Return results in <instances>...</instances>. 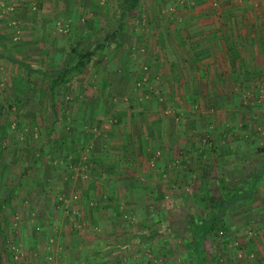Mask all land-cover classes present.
I'll return each mask as SVG.
<instances>
[{
  "label": "rangeland",
  "instance_id": "obj_1",
  "mask_svg": "<svg viewBox=\"0 0 264 264\" xmlns=\"http://www.w3.org/2000/svg\"><path fill=\"white\" fill-rule=\"evenodd\" d=\"M149 1L154 0H139L136 9L127 13L130 19L125 24L130 32H136L144 21L138 16L150 11ZM171 1V6L185 9L198 3ZM119 2L0 0V52L16 60L0 57L3 264H14L15 254L20 257L18 264H24L22 256L41 252L46 264H54L56 232L63 221L68 220L74 231L77 222L88 220L90 208L100 202H120L122 208L125 201L101 190L108 181L104 159L115 154L113 147H106L104 128L118 124L121 116L109 110L123 105L141 107L157 99L159 113L177 127L179 143L188 139L202 145L176 147L173 156L167 153L171 160L161 173L156 163L164 155L162 150L172 149L156 146L148 168L157 170L160 183L154 185L156 194L148 195L149 204L157 202L165 211L160 218H171L178 232L188 230V220H192L197 229L194 237H202L194 246L199 249L195 264H264V75L256 83L238 85L229 99L233 106H216L211 113L205 99L188 100L192 109H173L159 95L160 83L149 81L147 65L142 66V77L130 83H122L117 76L106 79L111 75L107 66L113 62L118 63L117 75L124 71L121 60L128 57L142 63L148 54L146 46L136 45L135 35L136 41L125 39L124 31L115 39H105L118 29ZM77 43L79 50L91 53L85 71L52 87L51 71L72 58L70 49ZM163 137L168 140L166 134ZM95 138L103 140L102 147ZM185 158L191 161H181ZM87 189H93L94 195L88 197ZM120 212L126 218V212ZM164 229L173 238L168 243L170 253L145 245L133 258L135 264L160 263L154 261L157 256L164 258L161 264H174L173 260L185 264L187 252L192 250L190 237L185 241L172 229L173 233ZM20 237H29L28 248ZM192 260L194 264V257Z\"/></svg>",
  "mask_w": 264,
  "mask_h": 264
},
{
  "label": "crops",
  "instance_id": "obj_2",
  "mask_svg": "<svg viewBox=\"0 0 264 264\" xmlns=\"http://www.w3.org/2000/svg\"><path fill=\"white\" fill-rule=\"evenodd\" d=\"M197 2L194 7L185 9L175 6L176 4L171 6V0L149 1L150 11L138 16V19H144L139 27L146 22L145 26L141 29L136 27V32H130L129 26L125 24V20L130 19L127 14L120 25L121 31L125 32V39L138 40L136 45L146 46L148 54L143 57L142 63L128 57L127 60H121V64L124 63L125 66L124 71L117 75L118 63L113 62L111 66H107L111 75H107L106 79L114 80L117 76L122 83H130L131 80L142 77V66L147 65L149 81L152 79L154 83H160L159 95L168 99L173 109H192L188 100L195 99H205L208 103L206 109L210 113L217 110V107L222 109L233 106L229 99L237 86L244 82L256 83L264 75V0ZM118 17L120 18V13ZM132 35H135L136 40ZM223 99L227 102L224 103ZM159 108L161 105L157 99L156 103L141 107L131 105L126 108L123 105L122 108L119 106L109 110L111 114L120 112L121 116L118 117V124L107 128L104 125L107 137L104 141L108 143V146H104L113 147L115 154H109L104 159L108 164V181L105 189L101 190L125 203L122 208L118 205L120 202L98 203L97 207L90 208L88 220L83 218L77 222L74 231L69 229L68 220L63 221L56 232L54 264H135L133 258L140 254L143 246L150 244L153 250L170 253L168 243L173 238L165 233L164 228H168L167 232L173 231L183 240L190 237L188 242L192 250L187 252V258L183 262L193 264L192 257L194 264L198 261L199 249L194 246L202 237H194L197 229L192 226V220H188V230L178 232L175 230L177 225L172 224L170 216V219L160 218L164 209L157 202L154 206L149 204L151 200L148 195L154 196L157 191L155 187L160 183L155 173L157 170L154 172L148 168L156 146L172 149L162 150L164 155L156 163L161 173L164 165L171 160L167 153H172L173 156L178 152L176 147L202 145L188 139L179 143L175 138L178 134L177 127L159 113ZM163 134L168 136V140L162 138ZM94 140L97 143L98 139ZM98 141L102 147L103 140L99 138ZM232 143L236 145L237 142ZM181 161L191 160L185 158ZM179 167H182L181 162ZM86 194L88 197L93 196V189H87ZM120 210L126 212V218ZM152 211L155 212L154 216L150 214ZM1 227L0 224V229ZM28 238H19L25 249L31 244ZM1 252L0 264H3L5 254ZM42 255V252L38 255L28 254L21 259L23 258L24 264H46ZM154 258V261H160H156V264H161L164 259L162 256ZM169 259L172 257L169 256ZM169 259L167 260L170 262ZM13 261L16 264L14 259ZM173 261L174 264H179L177 260ZM138 264L150 263L143 261Z\"/></svg>",
  "mask_w": 264,
  "mask_h": 264
},
{
  "label": "trees",
  "instance_id": "obj_3",
  "mask_svg": "<svg viewBox=\"0 0 264 264\" xmlns=\"http://www.w3.org/2000/svg\"><path fill=\"white\" fill-rule=\"evenodd\" d=\"M139 0H120L119 10H120V18H119V26L118 29L113 30L109 35L105 37L106 40L115 39L117 35L121 32V22L123 18L129 11L136 9L137 3ZM79 43L76 44V47L70 49V54L72 58L64 64L51 71V83L52 87H57L60 84L69 81L74 76L80 75L85 71L87 61L91 57L90 52H84L78 49ZM0 57H6V59H10L12 61H16L14 57L9 54H5L0 52Z\"/></svg>",
  "mask_w": 264,
  "mask_h": 264
},
{
  "label": "built area",
  "instance_id": "obj_4",
  "mask_svg": "<svg viewBox=\"0 0 264 264\" xmlns=\"http://www.w3.org/2000/svg\"><path fill=\"white\" fill-rule=\"evenodd\" d=\"M180 1H186V2H187V0H180ZM219 233L222 234V231H220ZM13 259H14V260L16 261V263L18 264L17 261H18V259H20V257L18 256V254H15Z\"/></svg>",
  "mask_w": 264,
  "mask_h": 264
}]
</instances>
